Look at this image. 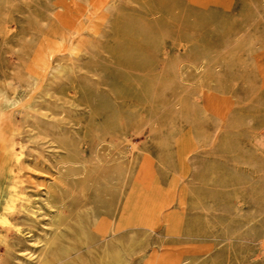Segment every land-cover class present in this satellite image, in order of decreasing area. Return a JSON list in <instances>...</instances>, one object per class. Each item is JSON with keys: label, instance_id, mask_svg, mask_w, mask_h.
I'll return each instance as SVG.
<instances>
[{"label": "rangeland", "instance_id": "rangeland-1", "mask_svg": "<svg viewBox=\"0 0 264 264\" xmlns=\"http://www.w3.org/2000/svg\"><path fill=\"white\" fill-rule=\"evenodd\" d=\"M4 94L0 210L18 150L69 218L0 264H264V0H0Z\"/></svg>", "mask_w": 264, "mask_h": 264}, {"label": "bare ground", "instance_id": "bare-ground-1", "mask_svg": "<svg viewBox=\"0 0 264 264\" xmlns=\"http://www.w3.org/2000/svg\"><path fill=\"white\" fill-rule=\"evenodd\" d=\"M10 104H11V100L7 95L4 94V96L0 100V108L1 107L9 108ZM23 158H24V153L22 151L13 150V159L15 164L14 167L10 170L11 177L9 183L7 184L6 195L4 196L3 201L1 202L0 242H5V231H7L8 229H10L15 233L23 234L22 227L15 221H13L11 217L24 214L26 218L31 221L34 220L39 221L40 216L43 214V211L45 210L44 215L49 216V224L53 227V236L51 237L48 236L46 238L45 245L55 243L56 240L60 237V235L63 234L64 232L63 227L64 228L68 227L69 217L67 216L65 209L60 205L61 200L56 201L52 198L50 189L47 188L45 190L44 197H40L38 194H29L26 191L25 179L22 174ZM124 260H125V256L123 254V249L121 248V246L115 245V247L112 250H107L106 247L104 248L103 253L101 254L98 260V264H115V263L122 264Z\"/></svg>", "mask_w": 264, "mask_h": 264}]
</instances>
